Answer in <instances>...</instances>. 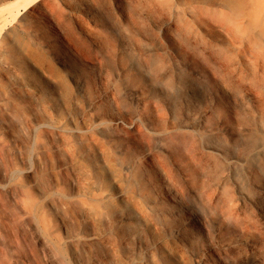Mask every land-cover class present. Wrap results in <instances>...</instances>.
Returning a JSON list of instances; mask_svg holds the SVG:
<instances>
[{
  "label": "bare ground",
  "instance_id": "bare-ground-1",
  "mask_svg": "<svg viewBox=\"0 0 264 264\" xmlns=\"http://www.w3.org/2000/svg\"><path fill=\"white\" fill-rule=\"evenodd\" d=\"M43 2L0 32V264H264V0H146L85 61Z\"/></svg>",
  "mask_w": 264,
  "mask_h": 264
},
{
  "label": "rangeland",
  "instance_id": "rangeland-1",
  "mask_svg": "<svg viewBox=\"0 0 264 264\" xmlns=\"http://www.w3.org/2000/svg\"><path fill=\"white\" fill-rule=\"evenodd\" d=\"M15 1L3 0L0 6ZM37 1L39 0H23L20 5L18 4L12 10V14L8 20L3 19L0 21V32L7 24L13 23L12 20L17 14L16 12L19 10L23 11L26 6L32 7L36 5ZM145 2L146 0H44L42 6H35V12L30 15V25L24 33L35 42H39L40 40L42 47L46 48V50L52 49L53 51H58L59 55H62L63 51L71 49V54L77 52L81 61H85L90 54L89 49L94 50V48L90 46V43L85 41L82 42L84 44L77 43L78 39H81L86 30L95 29L99 25H108L115 36L122 42L123 47L129 48L131 31L128 30L132 29L131 27L135 24V19L131 18V9L136 7L141 16L145 15L142 10ZM115 13L118 15L122 14L124 19H126V24L125 22L123 24L120 23V17ZM83 50L85 51L83 52ZM72 75L76 76L77 79L89 78L93 82L96 81L94 84L97 88V93L99 95L102 94L101 91L104 88L98 81V65L93 70L81 66V70L79 71L77 68V71ZM156 89L165 99L169 98L167 89L163 85H157ZM149 91L152 92V89L149 88ZM127 99L129 103L132 101L130 97H127ZM129 109L131 110L130 107ZM175 116L180 119L182 118L178 113H175ZM12 130L15 129L12 128ZM145 143L144 148L138 149L139 153H142L144 150H150V146L153 144L151 141ZM176 226L178 225H170L168 227Z\"/></svg>",
  "mask_w": 264,
  "mask_h": 264
}]
</instances>
